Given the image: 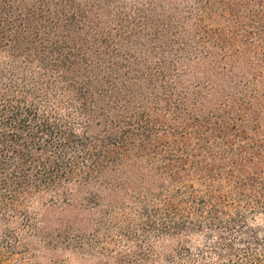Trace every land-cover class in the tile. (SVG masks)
<instances>
[{
  "label": "trees",
  "instance_id": "16d2710c",
  "mask_svg": "<svg viewBox=\"0 0 264 264\" xmlns=\"http://www.w3.org/2000/svg\"><path fill=\"white\" fill-rule=\"evenodd\" d=\"M264 264V0H0V264Z\"/></svg>",
  "mask_w": 264,
  "mask_h": 264
},
{
  "label": "rangeland",
  "instance_id": "374dc122",
  "mask_svg": "<svg viewBox=\"0 0 264 264\" xmlns=\"http://www.w3.org/2000/svg\"><path fill=\"white\" fill-rule=\"evenodd\" d=\"M84 260L77 259L76 257L68 258L64 256L62 259L65 260L64 264H94V257L92 256H85L83 257Z\"/></svg>",
  "mask_w": 264,
  "mask_h": 264
}]
</instances>
